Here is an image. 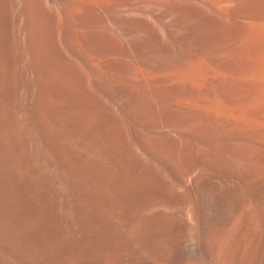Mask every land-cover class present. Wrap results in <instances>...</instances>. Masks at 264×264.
Returning a JSON list of instances; mask_svg holds the SVG:
<instances>
[{"label": "bare ground", "instance_id": "6f19581e", "mask_svg": "<svg viewBox=\"0 0 264 264\" xmlns=\"http://www.w3.org/2000/svg\"><path fill=\"white\" fill-rule=\"evenodd\" d=\"M0 264H264V0H0Z\"/></svg>", "mask_w": 264, "mask_h": 264}]
</instances>
